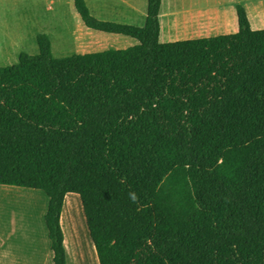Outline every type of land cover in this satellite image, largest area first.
<instances>
[{"label":"trees","instance_id":"obj_1","mask_svg":"<svg viewBox=\"0 0 264 264\" xmlns=\"http://www.w3.org/2000/svg\"><path fill=\"white\" fill-rule=\"evenodd\" d=\"M160 7L161 0H147L145 24L134 27L98 20L83 0H74L85 29L125 37L136 47L54 60L50 40L39 36L37 55L23 54L17 66L0 69V186L42 192L49 199L44 219L54 264H67L61 215L68 195L80 199L100 264H167L169 258L201 264L233 245L264 241V218L249 202L264 194V178L256 181L264 144L247 153L234 183L199 144L227 112L264 109V32L253 33L238 8L236 34L161 44ZM122 59L135 60L136 98L112 97L118 90L112 74ZM87 83L109 94L107 100H89ZM119 116L142 120L154 135L124 173L139 171L162 145L171 144L194 172L198 198L228 210L234 225L197 248L178 234L160 237L152 248L77 167L79 154Z\"/></svg>","mask_w":264,"mask_h":264},{"label":"rangeland","instance_id":"obj_2","mask_svg":"<svg viewBox=\"0 0 264 264\" xmlns=\"http://www.w3.org/2000/svg\"><path fill=\"white\" fill-rule=\"evenodd\" d=\"M83 1L98 20L134 27L145 24L147 0ZM235 1L239 0H161L159 42L170 44L236 34V10L230 6ZM261 2L264 4V0ZM253 5L249 3L248 10H264L262 5L260 9L252 8ZM199 7L208 9L197 10ZM242 9H246L245 6ZM250 24L253 30H264V21L251 18ZM39 36L50 40L54 60L74 56L89 58L136 47V42L125 37L85 29L74 10V0H0V68L17 66L23 54L37 55ZM119 62L120 69L112 74L118 82V90L112 97H138L140 85L135 60ZM64 66L61 70L66 73ZM105 81L110 86L113 80ZM84 87L89 100L109 96L91 89L89 83ZM81 124L79 120L77 128ZM153 136L150 126L142 120L119 116L79 154L77 167L111 199L152 248L160 237L172 234L182 236L191 248H197L230 229L235 223L232 214L198 198L194 172L176 155L171 144L162 145L139 171L123 172L124 165L134 159ZM199 144L214 159L225 179L234 183L247 153L264 144V109L240 107L227 112L216 126L200 137ZM258 178H264V163L256 175V181L260 182ZM10 189L21 190L22 197H7L20 206L13 221L7 220L6 217L12 215L5 212L1 222L10 240L7 247L38 255L50 253L44 219L49 199L42 192L0 186V190L10 192ZM65 200L61 227L67 263L100 264L79 197L68 195ZM9 201L7 205L13 203ZM249 202L264 218V194L250 197ZM111 248L117 250L115 244ZM165 261L175 264L170 258ZM201 264H264V241L233 245Z\"/></svg>","mask_w":264,"mask_h":264},{"label":"crops","instance_id":"obj_3","mask_svg":"<svg viewBox=\"0 0 264 264\" xmlns=\"http://www.w3.org/2000/svg\"><path fill=\"white\" fill-rule=\"evenodd\" d=\"M261 1L263 0H239V1L230 3V6H232L236 10V13H237L238 8H243L245 6L246 9H243V10L245 11L247 15L249 25L251 28L252 26V24H250L251 18L257 22L264 21V18L261 16V15L264 16V10L255 9L257 7L260 9L261 5L262 7L264 6V4H262ZM249 3L254 4L252 8H254L255 10H248L247 5ZM192 9L195 10L194 7ZM204 9H208V8L199 7L197 10H204ZM250 14H252V17ZM251 31L253 33L264 32V30H253L252 28H251ZM9 191L10 192H8L7 190H0V218H1L0 219V264H54L52 261L53 260V254H51L52 252L49 253L45 250L46 252L44 254L38 255L37 253H33V252L28 253V252L18 251L17 249H12V248L9 249L7 247V244L10 242V240H9V237L6 236L7 234L6 228H4L1 225V222L5 218V215H4L5 212L12 215V217H6L7 220L13 221L14 220L13 217H16V214L18 213V209L20 208V206L16 205L15 201H9L7 197L8 196L11 198L22 197V195L19 193L21 192V190L10 189ZM7 201H9V203L10 202H13V203H10V205H7ZM47 204L49 207V203ZM44 218H45V215H44ZM61 220H62V215H61ZM64 247H65V238H64Z\"/></svg>","mask_w":264,"mask_h":264}]
</instances>
